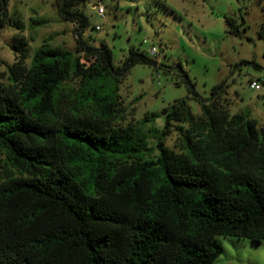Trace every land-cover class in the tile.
Masks as SVG:
<instances>
[{
    "label": "trees",
    "instance_id": "obj_1",
    "mask_svg": "<svg viewBox=\"0 0 264 264\" xmlns=\"http://www.w3.org/2000/svg\"><path fill=\"white\" fill-rule=\"evenodd\" d=\"M90 1L59 2L79 25L76 51L44 44L27 63L28 42L15 38L19 59L0 82V264H214L220 236L264 241V126L231 112L226 83L201 98L186 71L200 114L180 99L162 110V129L149 126L156 112L119 124L127 71L159 63L133 49L117 66L106 44L92 45L79 9Z\"/></svg>",
    "mask_w": 264,
    "mask_h": 264
},
{
    "label": "rangeland",
    "instance_id": "obj_2",
    "mask_svg": "<svg viewBox=\"0 0 264 264\" xmlns=\"http://www.w3.org/2000/svg\"><path fill=\"white\" fill-rule=\"evenodd\" d=\"M59 2L9 0L7 23L0 29V82H7L10 66L19 59L13 47L16 37L28 42L27 63L44 44L76 51L79 25L59 14ZM99 5L105 17L98 14ZM79 9L90 22L84 37L94 46L106 44L117 66H124L133 49L149 55L153 46L157 48L152 58L159 66L136 63L127 71L120 85L127 111L119 124H137L156 112L160 116L149 126L162 129V110L180 99L188 100L200 114L201 104L193 98L186 71L201 98H211L215 88L226 83L231 112L250 111L264 126V83L260 89L250 87L252 80L264 78V39L259 35L264 0H91ZM227 16L242 25L240 36L228 32ZM178 137L173 131L166 145L175 148ZM155 145L150 139L149 146ZM219 239L224 252L214 264H264V241Z\"/></svg>",
    "mask_w": 264,
    "mask_h": 264
},
{
    "label": "built area",
    "instance_id": "obj_3",
    "mask_svg": "<svg viewBox=\"0 0 264 264\" xmlns=\"http://www.w3.org/2000/svg\"><path fill=\"white\" fill-rule=\"evenodd\" d=\"M98 8V14L101 17H105V10L104 7L102 5L97 6ZM99 28V26H97ZM149 54L151 56H155L157 54V48L156 47H152L149 51ZM261 82L264 83V78L260 79V80H252L250 82V87L253 89H260L261 88Z\"/></svg>",
    "mask_w": 264,
    "mask_h": 264
}]
</instances>
